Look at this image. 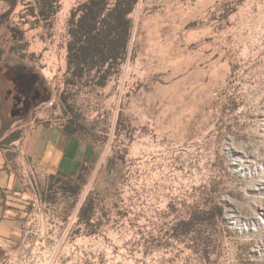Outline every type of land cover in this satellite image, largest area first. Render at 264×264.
<instances>
[{
  "label": "rangeland",
  "instance_id": "rangeland-1",
  "mask_svg": "<svg viewBox=\"0 0 264 264\" xmlns=\"http://www.w3.org/2000/svg\"><path fill=\"white\" fill-rule=\"evenodd\" d=\"M84 1L0 0V65L28 75L20 95L0 88V146L72 123L95 154L79 187L13 162L28 199L0 264H264V227L239 216L264 205L261 174L238 162L264 154V0H141L131 58L102 88L65 74L67 21Z\"/></svg>",
  "mask_w": 264,
  "mask_h": 264
},
{
  "label": "trees",
  "instance_id": "trees-1",
  "mask_svg": "<svg viewBox=\"0 0 264 264\" xmlns=\"http://www.w3.org/2000/svg\"><path fill=\"white\" fill-rule=\"evenodd\" d=\"M140 1L85 0L70 10L65 56L67 83L74 85L87 80L102 88L117 74L120 66L131 58L130 43L135 28L131 15ZM67 127L79 132L72 123ZM113 165L109 161V166ZM90 172L83 168L75 178L56 176L65 186L71 183L79 187L86 184ZM93 203L90 194L78 210V221L85 226L92 221ZM193 220L185 223L184 232Z\"/></svg>",
  "mask_w": 264,
  "mask_h": 264
},
{
  "label": "crops",
  "instance_id": "crops-1",
  "mask_svg": "<svg viewBox=\"0 0 264 264\" xmlns=\"http://www.w3.org/2000/svg\"><path fill=\"white\" fill-rule=\"evenodd\" d=\"M21 137L27 167L36 173L64 178H75L83 168L92 173L93 147L81 133L72 132L67 125L38 124ZM15 142L0 146V254L19 231L17 215L23 212V202L17 197L28 199V191L23 192L27 185L25 179L19 178L11 168L16 158L10 146Z\"/></svg>",
  "mask_w": 264,
  "mask_h": 264
},
{
  "label": "bare ground",
  "instance_id": "bare-ground-1",
  "mask_svg": "<svg viewBox=\"0 0 264 264\" xmlns=\"http://www.w3.org/2000/svg\"><path fill=\"white\" fill-rule=\"evenodd\" d=\"M254 152L252 150L239 151L238 162L243 169L261 174L259 179L256 180L255 188L264 191V154L258 155ZM239 216L242 220L249 223L251 222L252 225L264 227V205H256L251 210L239 212ZM261 246L262 249H264V236Z\"/></svg>",
  "mask_w": 264,
  "mask_h": 264
},
{
  "label": "flooded vegetation",
  "instance_id": "flooded-vegetation-1",
  "mask_svg": "<svg viewBox=\"0 0 264 264\" xmlns=\"http://www.w3.org/2000/svg\"><path fill=\"white\" fill-rule=\"evenodd\" d=\"M2 1L7 2L8 0H2ZM7 15L8 14L1 15L0 20H4ZM27 77L28 75L25 72V68L20 63L13 62L12 64H6L4 66L0 65V88L3 87V85H7L6 87L7 88L10 87V90L14 94L16 93L20 95L25 91V79ZM20 97H22L23 99L22 111H25L30 107L32 101L31 98H33V96L29 95V96H20Z\"/></svg>",
  "mask_w": 264,
  "mask_h": 264
},
{
  "label": "built area",
  "instance_id": "built-area-1",
  "mask_svg": "<svg viewBox=\"0 0 264 264\" xmlns=\"http://www.w3.org/2000/svg\"><path fill=\"white\" fill-rule=\"evenodd\" d=\"M45 105L51 108L54 106V101L50 100L46 102ZM15 144L18 145L17 149L15 150V152L17 153L16 161H20V163L22 164V166H20V169L18 171L22 173L23 176H28V174L32 175L33 173H36L34 169L27 167V163L24 159L23 138L22 137L18 138L17 141L13 143V145Z\"/></svg>",
  "mask_w": 264,
  "mask_h": 264
}]
</instances>
